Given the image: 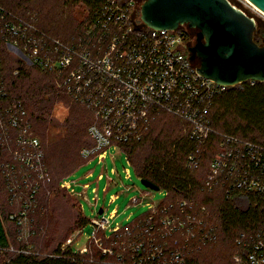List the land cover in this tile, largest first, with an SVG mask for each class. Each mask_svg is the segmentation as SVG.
Listing matches in <instances>:
<instances>
[{"label":"built area","instance_id":"1","mask_svg":"<svg viewBox=\"0 0 264 264\" xmlns=\"http://www.w3.org/2000/svg\"><path fill=\"white\" fill-rule=\"evenodd\" d=\"M140 4L103 0L92 11L86 8L84 34L64 40L42 29L35 14L22 15L0 3V172L14 208L7 218L16 227V239L24 241L20 248L11 246L12 251L37 255L27 244L28 225L49 193L50 181L28 112L8 89L6 73L12 64L14 74L26 67L43 69L91 113L87 133L93 144L79 150L85 162L94 157L102 162L110 147L123 152V144L140 140L156 115L164 112L182 124L190 143L185 154L188 167H199L203 153L212 152L204 189H222L226 198L241 194L264 199V143L219 130L211 120L214 98L229 86L197 71V60L188 50L193 42L188 26L150 27L140 19ZM127 161L131 165L128 157ZM60 185L81 195L67 180ZM146 204V212L124 225H112L115 209L106 212L100 207L102 212L98 209L87 218L92 230L86 243L72 246L80 227L62 248L69 246L72 260L79 256L82 264H193L194 253L218 239L212 214L196 197H173L165 189L164 198ZM234 241L241 247L232 254L237 264H264V223L238 230Z\"/></svg>","mask_w":264,"mask_h":264},{"label":"trees","instance_id":"2","mask_svg":"<svg viewBox=\"0 0 264 264\" xmlns=\"http://www.w3.org/2000/svg\"><path fill=\"white\" fill-rule=\"evenodd\" d=\"M25 1L0 0V3L16 13L24 15L26 9H31L24 5ZM102 1L61 0L60 2L63 7L82 3L92 11ZM137 1L142 2V0ZM28 3L32 7L30 1ZM52 12L47 16L48 20L38 16V25L42 29L64 40L84 34L86 19L82 13L79 17L72 18L67 8ZM187 30L190 42L194 41L195 29L188 27ZM254 40L260 43V38L255 32ZM13 68L14 64L9 65L6 73L8 89L12 95L22 100L34 131L41 141L45 152V164L50 174L47 189L51 190V186L55 185L53 180L55 174L59 169L60 171L65 169L63 165L54 166L53 161L62 158V155H55V152L57 154H61V152H54V145H57L59 140L55 138L54 134H50L49 137L47 134L51 123L59 125L54 123L51 118L55 98L61 94L82 113L80 116L85 135L79 150L83 146L93 144L87 133L92 115L84 106L71 100L64 90L56 85L53 76L43 69L21 67V71L14 74ZM210 116L215 128L264 143V81H255L253 84L245 81L227 87L224 92L214 98ZM76 119L68 120L66 117L63 123L66 126L74 127L73 122ZM73 134L75 136V132ZM64 137L62 136L60 139ZM189 148L190 143L183 134L180 120L164 112L156 115L140 140L122 145L123 152L129 158L131 166L139 177L150 180L158 186V189L170 190L173 197H196L210 210L213 221L218 226V242H213V246L211 244L204 245L195 252L193 264H237L233 260L232 254L240 250L241 247L234 241L235 234L241 229L249 230L257 225H263L264 199L241 194L226 198L222 189L216 188L212 191L204 189L202 187L204 174L207 171V164L212 152L205 151L200 166L190 168L185 163V154ZM79 157L85 161L80 154ZM0 207L2 209V213L0 212V249H4L9 244L8 237L13 235L16 239V229L15 225L7 218L9 212L14 208L7 200V190L1 172ZM88 221L81 212L77 211L74 220L75 229L83 227ZM4 223L7 225L9 223L10 233ZM61 240L48 254L14 253L8 257L4 264H82L78 255L75 260H72L73 253L70 247L62 248ZM218 243L221 245L219 248L217 247Z\"/></svg>","mask_w":264,"mask_h":264},{"label":"rangeland","instance_id":"3","mask_svg":"<svg viewBox=\"0 0 264 264\" xmlns=\"http://www.w3.org/2000/svg\"><path fill=\"white\" fill-rule=\"evenodd\" d=\"M28 1H30L32 7ZM60 1L26 0L24 5L32 10L26 9L24 12L25 14L26 12L35 13L37 17L48 20L47 16L55 10L61 11L67 8L70 16L74 18L82 15L86 9L82 3L63 7ZM230 1L254 17L257 26L255 33L259 36V44H261L264 37V12L254 9L246 0ZM80 115H82L81 111L61 94L55 98L51 118L54 123L59 125L51 123L47 129V134L48 137L50 134H54L55 138L59 140L57 145H54L55 150L54 147L53 150L54 152H61V154L55 152V155H62V158L53 161L54 166L63 165L65 169L63 171L59 169L55 174V179H53L55 185L51 186V190H49L50 188L46 189L49 190V193L46 194V197H42L41 206L33 212V221L28 225L31 233L27 244L32 252L39 255L50 253L60 239H62L61 243L64 245L66 239L78 229H75L74 223L77 211L90 219L100 207L105 208L106 212L115 209L117 214L111 219L112 225L115 223L124 225L146 212L149 208L146 203H156L165 195L164 188L151 190L145 187L133 166L128 163L126 154L113 147L108 149L107 157L102 162H98L96 157L87 162L83 161L79 157V147L83 144L82 140L85 133ZM66 117L68 120L77 118L73 122L74 127L64 125L63 122ZM62 136L65 137L60 139ZM54 172H56V169H54ZM100 174H102V178L97 179ZM63 180L70 182L76 194L81 195L74 196L65 187L61 186ZM115 195L117 197L111 202V197ZM132 197H137L142 201L138 204H132L130 201ZM93 198H96L95 205H91L94 203ZM78 201L82 209H80ZM0 212L2 213L1 207ZM4 226L9 231V223L8 225L4 223ZM91 230L92 225L90 222L84 225L72 246L74 248L83 246ZM8 239V246L0 249V264H4L10 255L16 253V251L11 250V246L17 249L20 248L22 243L24 244L23 240L14 239L13 235ZM216 242H218V239ZM212 243L209 244L212 245ZM219 244H217L218 248L221 246Z\"/></svg>","mask_w":264,"mask_h":264},{"label":"water","instance_id":"4","mask_svg":"<svg viewBox=\"0 0 264 264\" xmlns=\"http://www.w3.org/2000/svg\"><path fill=\"white\" fill-rule=\"evenodd\" d=\"M248 1L264 12V0ZM140 19L153 28H194L188 50L204 77L227 86L264 81V37L261 44L254 40V17L230 0H142ZM140 181L158 189L146 178Z\"/></svg>","mask_w":264,"mask_h":264},{"label":"bare ground","instance_id":"5","mask_svg":"<svg viewBox=\"0 0 264 264\" xmlns=\"http://www.w3.org/2000/svg\"><path fill=\"white\" fill-rule=\"evenodd\" d=\"M254 9L258 10V11H261L260 9H258L255 5H253L251 2H249L248 0H246ZM263 12V11H261Z\"/></svg>","mask_w":264,"mask_h":264}]
</instances>
